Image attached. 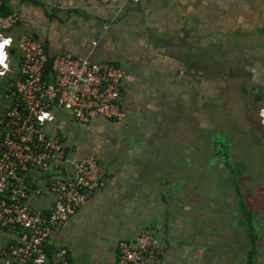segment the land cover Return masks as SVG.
<instances>
[{"label":"crops","instance_id":"crops-1","mask_svg":"<svg viewBox=\"0 0 264 264\" xmlns=\"http://www.w3.org/2000/svg\"><path fill=\"white\" fill-rule=\"evenodd\" d=\"M4 2L10 11L19 16L18 24L12 30L14 36L33 35L42 41L51 55L70 52L93 61H113L121 65L125 72L122 100L126 117L111 120L96 115L91 122L81 123L70 111L59 110L55 120L47 125L51 136L61 138L69 159L93 154L101 164L105 186L92 192L75 216L88 215L103 206L117 207L120 214H130L134 213L137 207L146 205V209L141 213H154L157 218L154 214L149 217L150 222L154 224L144 225L147 227L144 229L152 231L161 241L160 264L164 261V264H198L206 261L205 256L214 251L208 248L209 239L206 240V245L202 243L203 246L186 244L185 241L178 243L177 232L183 237L191 236L194 231L188 230L194 229L195 226L187 223L183 228L168 223L172 218L166 217L167 213L175 211L170 203L169 206L162 204L166 195L162 196L161 178L164 174L172 175L176 171L174 168L165 170V167L171 165L165 164L161 156H158L157 144L153 146L151 142L148 143L149 140L158 139L155 134L160 120L154 113L156 108L152 102L156 96H159L158 99L166 98L171 101L170 97L174 99L184 92L180 87L196 85L197 65L204 67V70H211L207 64H211L214 48H218L221 54H228L229 39L242 44L245 47L243 52L253 53L255 49L256 52L259 49L258 53H264V0ZM249 39L253 40L254 45H251ZM257 64L259 65L246 68L253 69V74H259L260 70L264 69V63ZM129 80L130 85H127ZM155 91L156 94L153 93ZM5 98L8 105L0 114L13 102V99L6 96ZM153 113L156 120L152 124L147 118ZM120 120H126V128L120 126ZM136 128L138 140L135 131H131ZM63 130L66 131L65 134ZM126 131L130 132L127 137L118 138V135L126 134ZM153 149L156 154L148 152ZM55 173L54 170L49 174L31 170L28 175L29 185L42 188L44 192L40 196L29 198L30 207L31 203L33 208L40 210L52 207L55 196L47 191V179ZM56 174L70 177L71 165L65 164L62 171ZM65 223L59 225L56 230ZM137 225L130 220L125 224V229L127 235L131 233V236L118 237L108 244L100 245L96 256H102L105 264H115L118 242L139 233L144 226L137 228ZM171 231L175 232L174 237ZM54 233L48 241L49 244L58 249H67L72 264H75L69 245L53 241ZM60 236L63 237V234ZM216 247L222 256H233L231 245L221 243ZM163 253H167L166 258ZM218 260L213 259L214 262Z\"/></svg>","mask_w":264,"mask_h":264},{"label":"rangeland","instance_id":"rangeland-1","mask_svg":"<svg viewBox=\"0 0 264 264\" xmlns=\"http://www.w3.org/2000/svg\"><path fill=\"white\" fill-rule=\"evenodd\" d=\"M228 42V54H221L214 48L211 64H207L211 70L197 65L196 85L180 87L184 92L174 99L170 97L173 101L155 97L152 104L156 108L154 113L160 118L155 134L158 139L148 143L157 144L158 156L171 165L165 170L174 168L176 171L161 178L162 196L166 195L162 204L169 206L170 203L175 211L169 214L167 208L166 217L172 218L168 223L183 228L187 223L195 226L188 230H193L194 235L183 237L177 232L176 242L203 246L202 243L206 245L209 239L208 248L214 251L205 256L206 261L198 264H250L251 231L259 242L256 264H264V124L259 115L264 108V69L253 74V69L246 68L258 66V62L262 65L264 53H258L259 49L253 53L243 52L245 47L237 40L229 39ZM251 45H254L253 40ZM17 66L18 59L14 68ZM1 90L0 111L8 105L5 90ZM154 113L147 118L152 124L156 120ZM119 124L126 128V120H120ZM132 130L138 132L137 128ZM128 133L118 138L123 139ZM135 137L138 140V133ZM148 152L156 154L155 149ZM234 169L241 170V193L250 204L252 223L246 221L239 206L240 196L232 175ZM145 206L137 207L138 211L136 208L130 214H120L117 207L103 206L85 216L74 215L56 230L52 240L69 245L75 264H105L102 256H96L97 250L118 237L131 236V233L127 235L125 224L130 220L138 224L137 228L154 224L150 222L154 213H141ZM160 216L163 220L162 213ZM171 232L174 237L175 232ZM13 236L12 232L0 227V264L4 261L1 247ZM221 243L231 245L233 256L219 253L216 245ZM167 253H163L165 258ZM214 258L219 260L214 262Z\"/></svg>","mask_w":264,"mask_h":264},{"label":"built area","instance_id":"built-area-1","mask_svg":"<svg viewBox=\"0 0 264 264\" xmlns=\"http://www.w3.org/2000/svg\"><path fill=\"white\" fill-rule=\"evenodd\" d=\"M3 5L0 0V42L10 43L3 49L0 85L14 104L0 114V227L14 236L1 247V254L3 264H45L46 243L57 227L74 216L92 192L105 186L96 156L69 159L61 138L51 136L47 125L59 110L70 111L81 123L91 122L96 115L111 120L126 117L125 72L113 61H93L70 52L51 55L33 35L14 36L19 16L4 12ZM16 59L18 69L13 67ZM260 115L264 122V108ZM68 163L70 177L56 174ZM33 169L44 174L56 171L47 179V191L55 196L50 209L28 204L31 196L44 192L28 183ZM67 253L65 248L56 253L63 264H70ZM161 256L160 239L142 229L118 242L115 264H160Z\"/></svg>","mask_w":264,"mask_h":264},{"label":"trees","instance_id":"trees-1","mask_svg":"<svg viewBox=\"0 0 264 264\" xmlns=\"http://www.w3.org/2000/svg\"><path fill=\"white\" fill-rule=\"evenodd\" d=\"M3 11L4 12H10V10L8 9L7 7V4L4 2V5H3ZM3 82V81H1ZM1 89H4L5 90V87L4 85L1 83L0 85V90ZM6 91V90H5ZM4 91V92H5ZM3 92V91H2ZM14 104V101L12 102V105ZM240 169H234L233 172H232V175L234 176V185H235V188L240 196V199H239V206L240 208L242 209V213L244 216H246V221L248 223H252V219L250 218L252 213L250 211V204L249 202L246 201V199L244 198L245 196L242 195V184L240 181V178H241V173H240ZM250 227H252V224H250ZM5 229V228H4ZM250 237H251V244H250V247L248 249V260H249V263L250 264H256V254H257V251H258V246H259V242H258V238L255 234H253V232L250 231ZM9 241H12L9 240ZM59 249L58 248H55L53 245L49 244V242L46 243V251H47V255H48V259L46 261L45 264H63L62 260H60L57 256H56V253ZM66 258L69 260V263L72 264V259L69 257L68 253H67V256ZM28 264H31V263H28Z\"/></svg>","mask_w":264,"mask_h":264},{"label":"clouds","instance_id":"clouds-1","mask_svg":"<svg viewBox=\"0 0 264 264\" xmlns=\"http://www.w3.org/2000/svg\"><path fill=\"white\" fill-rule=\"evenodd\" d=\"M10 43V40H3L2 43H0V64H3L4 63V59L6 57V54L4 52V46L9 44Z\"/></svg>","mask_w":264,"mask_h":264}]
</instances>
